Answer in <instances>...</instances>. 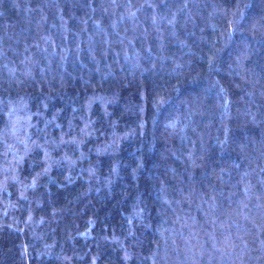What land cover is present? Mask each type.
I'll return each mask as SVG.
<instances>
[{
    "label": "trees",
    "instance_id": "16d2710c",
    "mask_svg": "<svg viewBox=\"0 0 264 264\" xmlns=\"http://www.w3.org/2000/svg\"><path fill=\"white\" fill-rule=\"evenodd\" d=\"M0 264H264V0H0Z\"/></svg>",
    "mask_w": 264,
    "mask_h": 264
}]
</instances>
